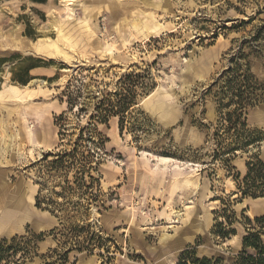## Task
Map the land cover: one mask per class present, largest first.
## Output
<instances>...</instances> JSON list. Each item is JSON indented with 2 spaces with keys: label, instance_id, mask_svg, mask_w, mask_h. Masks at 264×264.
Returning a JSON list of instances; mask_svg holds the SVG:
<instances>
[{
  "label": "rangeland",
  "instance_id": "1",
  "mask_svg": "<svg viewBox=\"0 0 264 264\" xmlns=\"http://www.w3.org/2000/svg\"><path fill=\"white\" fill-rule=\"evenodd\" d=\"M66 5L0 0L9 264H234L264 216V183L244 181L264 165V0ZM246 73L242 130L223 106Z\"/></svg>",
  "mask_w": 264,
  "mask_h": 264
},
{
  "label": "trees",
  "instance_id": "2",
  "mask_svg": "<svg viewBox=\"0 0 264 264\" xmlns=\"http://www.w3.org/2000/svg\"><path fill=\"white\" fill-rule=\"evenodd\" d=\"M239 76L232 77L225 82L226 93L230 92L229 102L223 106V108H230L232 104L236 105L234 112H228L224 116V122L232 126H240L242 130L245 129L246 124L244 121L240 120L241 114L238 115L236 120H232L235 112H238L250 104V93L248 92L247 83L251 79V75L246 73L242 75L241 81L238 80ZM27 81L22 82L26 84ZM235 99H238L235 100ZM237 101V102H236ZM245 132L242 133V136ZM252 144V140L245 138V142L242 143V147H246ZM248 172L244 178L245 182H248L250 179L253 182H263L264 183V165L262 162L257 160L255 163L249 162L247 164ZM261 196H264V192H260ZM254 225L256 226L255 230L248 233L243 237L242 245L243 251L238 256L234 264H264V216L254 218ZM16 246L7 245L5 242L0 244V264H9V258L12 257V254L16 252ZM11 255V256H10ZM178 264H213L211 259L208 258H190L187 252L183 253ZM17 262H12L16 264ZM215 264V263H214Z\"/></svg>",
  "mask_w": 264,
  "mask_h": 264
},
{
  "label": "bare ground",
  "instance_id": "3",
  "mask_svg": "<svg viewBox=\"0 0 264 264\" xmlns=\"http://www.w3.org/2000/svg\"><path fill=\"white\" fill-rule=\"evenodd\" d=\"M71 1L72 0H67V7L68 6H70L71 5ZM110 47V46H109ZM113 47V46H112ZM108 49H110V48H108ZM111 50V49H110ZM64 72H66L67 70H63ZM38 83V81H36V80H34V81H31L30 83H29V85L26 87V88H28V87H30V86H32V85H34V84H37ZM28 124V123H27ZM34 125H30V126H27V129L25 130V132H26V134H27V136H28V138H29V141H30V143H31V145H32V147H33V149L34 150H41V149H43V143H41V141H39V139H38V137H36V136H34ZM20 131V130H19ZM15 137V136H14ZM11 139V138H10ZM15 140V139H14ZM45 148H47V149H49L48 147H45ZM263 151H264V146H263V149H262ZM21 152V151H20ZM21 154V153H20ZM26 155V154H25ZM252 210H250V212H249V215L252 217L254 214H255V212H254V209H253V207L251 208ZM175 217L176 218H178V219H180V217L182 216V214L180 213V212H176L175 214ZM170 227H173V226H170ZM164 237L165 236H163L162 237V239H164Z\"/></svg>",
  "mask_w": 264,
  "mask_h": 264
},
{
  "label": "crops",
  "instance_id": "4",
  "mask_svg": "<svg viewBox=\"0 0 264 264\" xmlns=\"http://www.w3.org/2000/svg\"><path fill=\"white\" fill-rule=\"evenodd\" d=\"M252 210V209H251ZM261 212H264V209H263V211H261Z\"/></svg>",
  "mask_w": 264,
  "mask_h": 264
}]
</instances>
